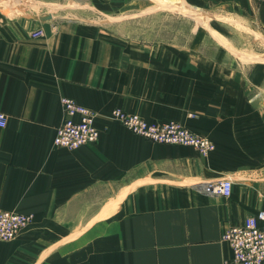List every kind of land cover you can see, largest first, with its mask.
I'll use <instances>...</instances> for the list:
<instances>
[{
  "label": "crops",
  "instance_id": "1",
  "mask_svg": "<svg viewBox=\"0 0 264 264\" xmlns=\"http://www.w3.org/2000/svg\"><path fill=\"white\" fill-rule=\"evenodd\" d=\"M183 1L202 19L188 42L131 41L88 15L143 0H0V207L32 214L0 264H223V232L264 209V8ZM62 96L96 113L95 143L53 144ZM115 108L214 149L143 138ZM223 177L228 197L202 190Z\"/></svg>",
  "mask_w": 264,
  "mask_h": 264
},
{
  "label": "built area",
  "instance_id": "2",
  "mask_svg": "<svg viewBox=\"0 0 264 264\" xmlns=\"http://www.w3.org/2000/svg\"><path fill=\"white\" fill-rule=\"evenodd\" d=\"M264 8V0H257ZM42 30L31 33L32 37L42 35ZM63 119L55 129L53 144L69 150L82 145L95 143L99 130L95 125L96 113L74 99L62 96L60 99ZM110 117L121 122L131 132L159 143L181 144L196 148L202 155L209 154L213 143L183 125L174 121L156 123L148 121L134 113H127L121 108L111 111ZM5 126V115L0 113V127ZM207 194L228 197L231 191V180L223 177L215 181L200 184ZM32 218L31 213H20L0 207V240L13 239L21 229L26 227ZM221 239L231 249L229 258L223 264H264V209L247 216L239 225L227 228Z\"/></svg>",
  "mask_w": 264,
  "mask_h": 264
},
{
  "label": "rangeland",
  "instance_id": "3",
  "mask_svg": "<svg viewBox=\"0 0 264 264\" xmlns=\"http://www.w3.org/2000/svg\"><path fill=\"white\" fill-rule=\"evenodd\" d=\"M2 1L4 2L3 5H6L5 0ZM143 1L141 8L138 5H133L132 2L127 4L126 8L121 10L125 13L120 17H117V9L113 11L114 13L104 12L107 15H102L96 11H94V14L88 13V15L92 19L107 24L114 29H121V35L131 41L160 42L171 40L188 42L194 39L193 30L198 22L202 20L196 16V13H198L196 4L183 0L170 2L166 0ZM233 52L243 60L250 59L243 54L244 52Z\"/></svg>",
  "mask_w": 264,
  "mask_h": 264
}]
</instances>
